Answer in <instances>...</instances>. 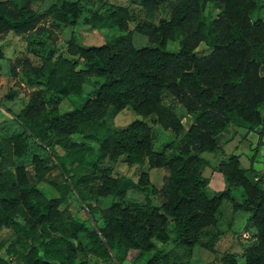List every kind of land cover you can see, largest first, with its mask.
<instances>
[{
  "label": "trees",
  "instance_id": "obj_1",
  "mask_svg": "<svg viewBox=\"0 0 264 264\" xmlns=\"http://www.w3.org/2000/svg\"><path fill=\"white\" fill-rule=\"evenodd\" d=\"M31 2L0 1V37L28 34L46 17L74 27L82 14L76 2L55 0L45 14L38 15ZM173 2L167 21L139 23L134 28L147 38L149 46L134 47L129 30L132 13L128 8L113 7L107 14L92 13L85 23L96 31L110 25L120 35L100 46L70 42L67 53L73 60L58 57L52 61L51 55L44 59L42 68L48 75L45 89L33 92L14 116L23 133L0 140V229H12L15 243L28 247L24 264H88L77 261L78 254L85 251L111 264L114 259L118 264L134 263L154 251V241H172L183 250L186 261H171L170 251L152 255L145 264H189L196 246L215 253L208 243H201V235L216 225L222 202L229 201L235 212L242 210L231 198L236 188L243 191V206L250 212L245 229H255V242L243 247L241 254H223L219 263L264 264V187L256 176L246 175L235 155L215 166L226 188L212 197L206 193L210 180L202 173L209 165L202 154L220 151L218 137L226 129L252 131L264 124V20H251L254 0H140L139 5L151 12ZM208 4L221 7V11L206 15ZM178 38L179 50L166 51V44ZM201 44L210 50L208 54L196 52ZM80 60L83 69H78ZM87 77L102 82L80 107L60 113L59 103L79 95ZM164 97L192 117L189 125L182 124L164 105ZM126 108L143 121H134L122 130L109 126L107 119ZM149 118L181 138L172 157L153 150L152 130L145 122ZM97 123H101L99 132L85 131ZM75 135L98 144V163L106 158L128 166L147 162L149 169L167 170V181L160 190L162 202L124 204L130 190L153 191L145 172L134 182L126 176L112 177L113 167L107 166L91 170L87 178L75 179L64 165H83L92 150L84 141L73 140ZM24 136L65 150L59 167L66 177L67 191L77 194L80 184L90 179L98 182L90 193L112 198L108 208L99 210L100 226L94 223L87 228L76 221L64 205V193L47 198L38 189L55 167L49 165L56 162L52 154L46 160L33 156L32 173L23 167L13 168L12 159L26 154ZM0 264L12 261L0 257Z\"/></svg>",
  "mask_w": 264,
  "mask_h": 264
},
{
  "label": "rangeland",
  "instance_id": "obj_2",
  "mask_svg": "<svg viewBox=\"0 0 264 264\" xmlns=\"http://www.w3.org/2000/svg\"><path fill=\"white\" fill-rule=\"evenodd\" d=\"M7 1V0H0ZM55 0H32L31 7L36 14H45ZM76 2L80 7L82 14L74 27H67L54 22L51 18L46 17L38 24V29L25 34L14 35L12 33L0 37V50L3 59L0 60V140L11 136H18L23 133V128L14 119V116L27 104L31 94L36 91L44 90L48 75L42 68L44 59L49 55L52 61L58 57L71 59L67 53L70 42L75 45L100 46L107 39L120 35L118 30L110 25L102 28L100 31L93 30L86 25L85 20L92 13L107 14L113 7L128 8L133 15V20L129 24V30L132 31V41L135 48L149 46L147 38L135 33L133 30L139 23L156 24L160 20H168L171 14L173 3H167L151 12L143 10L140 0H69ZM256 9L250 13L252 21L257 19L264 20V0H254ZM221 11V7L208 4L205 14L215 16ZM181 38L176 41L168 42L165 46L166 51L177 52L180 47ZM196 52L202 56L210 52L205 44H201ZM78 69H83V61H79ZM264 74V68L261 69ZM102 82L96 77H87L79 95H71L59 101V112H65L73 108L80 107L85 99L94 93L98 85ZM11 97V98H9ZM54 99V97H52ZM164 105L181 119L182 124L189 125L192 117L179 105L164 97ZM264 114V111H262ZM143 121V119L132 112L130 108L120 111L115 116L107 119V123L112 128L122 130L134 121ZM150 126L153 134V150L156 152H165L167 157H172L177 152L181 138L175 137L170 131L164 130L156 124L154 118L145 120ZM100 124L87 126L86 132H99ZM27 145L26 154L21 158H13L12 166L14 169L23 167L29 173H32L31 159L38 156L43 160L52 154L55 158L53 170L47 177L46 183H40L38 189L47 198H58L61 193L65 195L64 205L71 213L73 218L83 223L87 228L94 226V223L101 225L99 210L108 208L112 203V198H97L91 190L98 185L97 181L87 179L86 183H81L77 194L65 189L67 185L66 177L60 170L63 163L65 150L61 146L41 145L31 137L24 136ZM75 141H84L92 147L89 151L85 162L81 166L74 163L65 164L75 179L81 176L87 178L91 170H101L107 166L113 167L112 177L126 176L137 182L142 172L148 174L149 182L153 191L130 190L126 194L125 203L134 202L139 204L149 203L159 205L162 202L160 190L168 178V172L165 169H149L147 162L142 166H128L119 161L116 164L109 162L106 158L102 162L98 160V144L92 139H82L77 135L73 136ZM220 151L213 153H204L202 157L209 162V165L203 169V176L210 180L206 193L209 197L223 191L226 188L223 177L214 171L215 166L222 160L232 155L239 157L240 167L245 170L246 175L252 178L257 177L258 182L264 187V124L252 131L245 129L229 127L218 137ZM48 153V154H47ZM96 165L95 168L93 166ZM231 198L235 200L242 208L235 212L229 201L222 202L218 214L217 223L214 227L208 228L201 235V243H208L215 250L213 254L209 249L196 246L192 250L189 264H220L219 258L225 253L241 254L243 247H248L255 242L256 231L252 226L245 229L247 220L250 217L249 209L243 206V191L236 188L231 193ZM94 208H96L94 210ZM91 211V214H90ZM168 235L173 237L171 229H168ZM213 238L210 239L209 235ZM83 236L79 240L83 241ZM16 234L10 228L0 229V257L12 261V264H24L23 256L28 252V247L20 246L15 243ZM86 244V243H85ZM155 249L141 260L134 263L125 262L123 264H145L154 254H167L172 251L171 261L185 262L186 256L183 250L175 245L172 241L161 244L154 241ZM12 253V255L9 254ZM77 261H86L88 264H111L107 260L99 259L92 256L88 251L78 254ZM115 264V262H114Z\"/></svg>",
  "mask_w": 264,
  "mask_h": 264
},
{
  "label": "water",
  "instance_id": "obj_3",
  "mask_svg": "<svg viewBox=\"0 0 264 264\" xmlns=\"http://www.w3.org/2000/svg\"><path fill=\"white\" fill-rule=\"evenodd\" d=\"M115 264H118V262L114 259Z\"/></svg>",
  "mask_w": 264,
  "mask_h": 264
}]
</instances>
